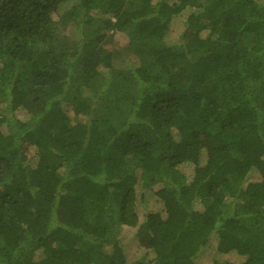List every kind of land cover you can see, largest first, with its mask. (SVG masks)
Listing matches in <instances>:
<instances>
[{"label": "trees", "instance_id": "obj_1", "mask_svg": "<svg viewBox=\"0 0 264 264\" xmlns=\"http://www.w3.org/2000/svg\"><path fill=\"white\" fill-rule=\"evenodd\" d=\"M120 226L264 264V0H0V264H129Z\"/></svg>", "mask_w": 264, "mask_h": 264}, {"label": "rangeland", "instance_id": "obj_2", "mask_svg": "<svg viewBox=\"0 0 264 264\" xmlns=\"http://www.w3.org/2000/svg\"><path fill=\"white\" fill-rule=\"evenodd\" d=\"M180 28L181 27H179L177 21L175 24H172V29L170 30L171 34L169 33L170 34V36H169L170 41H174V42L176 41L175 38L177 37V34L180 31ZM72 32H73V29L68 30V33L70 35L72 34ZM73 36H75V34H73ZM125 42H126V40H124V38L120 34H117L115 36V39H114V49H116L117 51L123 50ZM112 63H113L114 68L126 70V69H129L130 66H135L136 60L131 58V56H127V57L123 58V57H121L119 55L117 56L115 54L112 58ZM76 120H78L79 122H84L86 120V118L79 115L76 117ZM110 121L112 123H116L118 120L116 118H111ZM162 186H163V184H161V183L155 184V185L150 186V188L148 190L156 191L158 189H161ZM136 212L138 215L139 222H142L143 218H144V208H143V205L140 203L139 200L136 202ZM135 231H136V228L120 226L119 227V233L117 235L119 243L123 249L126 262L129 264L134 262V260L136 259V254L138 253V247H137L136 239L134 237Z\"/></svg>", "mask_w": 264, "mask_h": 264}]
</instances>
